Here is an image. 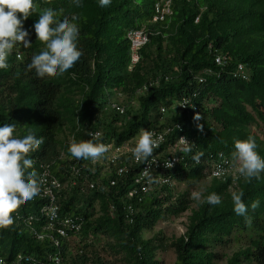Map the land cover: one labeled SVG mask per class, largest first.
<instances>
[{
	"label": "trees",
	"instance_id": "16d2710c",
	"mask_svg": "<svg viewBox=\"0 0 264 264\" xmlns=\"http://www.w3.org/2000/svg\"><path fill=\"white\" fill-rule=\"evenodd\" d=\"M156 1L112 0L101 8L97 0H82L77 8L72 0H33L23 22L31 45L14 46L8 68L0 69V125L15 124L21 136L30 131L43 138L28 153L41 191L0 229L1 258L54 264L59 252L58 264H160L157 252L167 248L173 264H264V172L249 180L235 172L231 158L233 142L249 137L264 158V0H169L170 14L150 23ZM46 8L56 12L54 19L77 15L82 56L59 76L37 78L27 64L43 44L32 25ZM142 27L147 40L130 66L126 35ZM183 101L186 109H180ZM110 104L122 113L103 121ZM141 128L163 135L153 151L163 157L179 137L193 144L191 151L173 154L177 163L163 173L169 182L154 181L145 195L128 196L138 172L130 155L114 165L105 154L77 160L67 151L73 139L132 146ZM218 165L222 174L212 177ZM121 167L126 171L117 174ZM183 182L189 186L176 191ZM192 184H200L199 202L191 198ZM44 187L51 190L54 224L65 238L44 229L48 218L41 210L50 205ZM233 191L243 193L246 205L258 206L236 215ZM210 193L220 196L219 205L203 202ZM180 217L179 236L166 238L155 229ZM33 231L58 238V248Z\"/></svg>",
	"mask_w": 264,
	"mask_h": 264
},
{
	"label": "clouds",
	"instance_id": "9594fccd",
	"mask_svg": "<svg viewBox=\"0 0 264 264\" xmlns=\"http://www.w3.org/2000/svg\"><path fill=\"white\" fill-rule=\"evenodd\" d=\"M111 2L112 0H97L98 6L101 8L109 6ZM72 4L79 8L82 6V0H72ZM33 8V0H0V69L8 68L7 59L10 51L12 49L13 52L15 51L14 46L22 45L27 48L31 45L28 39V30L23 27V22L31 15ZM169 14V0H158L153 5L150 23L162 21L164 16ZM55 16L56 12L53 9H43L32 25L36 40L43 44V50L33 53L30 62L27 64V68L34 70L37 78L59 76L72 68L82 56V51L78 47L77 15H63L59 19H54ZM131 33H141L146 42L145 27L133 30ZM131 33L126 35L130 45L129 35ZM20 57L21 53L17 51L16 58L20 59ZM136 57L138 59L137 55ZM136 62L137 60L132 62L131 56L129 65L132 66ZM216 64H219V60H216ZM238 68L243 69L244 66L238 65ZM241 79L245 80L242 77ZM174 107H169V110H173ZM180 109L182 108L180 107ZM107 112L115 113L117 111L111 110L109 105ZM194 119L198 120L199 116H195ZM153 136L152 131L143 128L138 131L132 138L133 145L130 148L133 158L138 161L146 160L153 151H156L154 148L157 146V140ZM42 143L43 138L30 131L21 136L16 132L15 124L0 125V229L7 228L13 223L11 213L21 203L32 200L41 191L36 172L29 170L33 160L28 156V153L37 149ZM192 145L186 141L184 136L179 137L173 143V147L168 150V156L176 157L178 160V155L173 156V154L177 150L183 151V149L185 152H189ZM255 149L256 143L251 137L233 142L231 158L234 170L249 180L258 179L260 173L264 172V158H261ZM67 151L71 157L77 160H96L104 155L107 147L102 143H94L92 140L76 141L73 139L68 145ZM155 154L164 155L161 152H155ZM202 155V152L196 153L192 159L198 162ZM171 166V163L167 162L166 167L170 168ZM213 174L219 175L220 173ZM242 196V192L233 191L231 193L233 212L238 216H245L249 207L255 209L258 206V201L253 202L250 206L246 205ZM191 198L198 202L201 201L202 192L193 191ZM203 202L209 205H219L221 198L216 193H210L203 197Z\"/></svg>",
	"mask_w": 264,
	"mask_h": 264
},
{
	"label": "built area",
	"instance_id": "2783aa9c",
	"mask_svg": "<svg viewBox=\"0 0 264 264\" xmlns=\"http://www.w3.org/2000/svg\"><path fill=\"white\" fill-rule=\"evenodd\" d=\"M129 38L131 40V48L134 53L132 55V62H135L137 60V57L135 55V51L138 49L139 46H141L145 42V38L141 33H131L129 35ZM185 106V101L182 102L181 108L184 109ZM110 109L117 111L119 113H122V109L117 107L116 105L110 104ZM163 112V110H161ZM153 138L157 140V146L154 149H157L160 144L162 143L163 140V135L160 133H154ZM98 134L95 133L93 137H97ZM107 147V151L104 153L106 155V163L108 164H117L119 163L120 159L124 157L126 154L131 156V163L133 165H136L138 167V172L134 178V185L129 193V197H133L136 195H145L147 194L151 188H152V183L155 181V184L158 185V183L163 184L169 182V179L163 176L164 171L169 170L170 168L174 167L176 162L178 161L176 157H169L168 153L167 156L163 157L161 154H155L154 152L152 155L146 159V160H141L138 161L135 158H133L129 144H124L121 146H115L112 144H104ZM153 149V150H154ZM167 162L171 163V167L167 168ZM226 164V163H225ZM223 166L218 165L215 167V169L212 171V176L213 177H219L222 174ZM117 174H121L126 171L125 167L118 168ZM219 172V175H214L213 173ZM45 175L41 176V181L45 183ZM52 184L55 185L57 182L55 180L52 181ZM111 185H114V181L110 182ZM90 188H92V184H88ZM42 195H49L50 198V205L43 207L41 210V214L43 216H46L48 219L47 225L44 227L46 230L54 231L58 238H65V232L62 229L56 228V224H54L55 220L57 219V213H56V207L53 206V196L51 193L50 188L44 187L42 190ZM56 223H58L56 221ZM56 226V227H55ZM33 234L38 238L39 240H42L44 237L47 235L43 234H37L36 231H33ZM49 239H51L53 246L58 248L59 242L58 238L47 236ZM46 237V238H47ZM52 262L54 264H58L60 262V257H59V252L56 253L52 258ZM26 261V259H25ZM0 264H22V256L19 255L15 260H6L4 258L0 257Z\"/></svg>",
	"mask_w": 264,
	"mask_h": 264
},
{
	"label": "rangeland",
	"instance_id": "374dc122",
	"mask_svg": "<svg viewBox=\"0 0 264 264\" xmlns=\"http://www.w3.org/2000/svg\"><path fill=\"white\" fill-rule=\"evenodd\" d=\"M113 115V113L104 112V114L101 115V118L103 121H108L110 117ZM203 184H206L208 180L202 181ZM189 185L186 182L176 184V191L183 190L187 188ZM190 189L193 191H201L200 190V184H192L190 186ZM184 218L180 217L178 219H174L171 221H165L161 222L156 226V230H162L163 234L166 238L172 237V236H179L184 232V228L182 227V222ZM152 233H147V236H151ZM157 259L160 261V264H173L175 257L171 250H168L167 248H164V250L157 252ZM224 259L220 260L218 264H223Z\"/></svg>",
	"mask_w": 264,
	"mask_h": 264
}]
</instances>
